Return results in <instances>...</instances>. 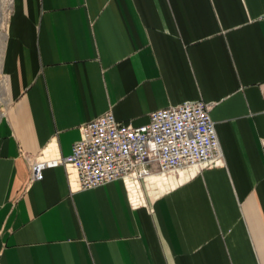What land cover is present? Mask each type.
I'll list each match as a JSON object with an SVG mask.
<instances>
[{"label": "crops", "instance_id": "obj_1", "mask_svg": "<svg viewBox=\"0 0 264 264\" xmlns=\"http://www.w3.org/2000/svg\"><path fill=\"white\" fill-rule=\"evenodd\" d=\"M1 80L0 264H264V0H11ZM198 99L223 164L146 206L61 165L30 180L107 111L137 127Z\"/></svg>", "mask_w": 264, "mask_h": 264}, {"label": "built area", "instance_id": "obj_2", "mask_svg": "<svg viewBox=\"0 0 264 264\" xmlns=\"http://www.w3.org/2000/svg\"><path fill=\"white\" fill-rule=\"evenodd\" d=\"M67 157L54 147L30 163V180L43 170L64 167L71 190L120 179L132 208L147 205L148 179L184 171L188 176L223 164L210 105L202 99L156 109L149 122L133 126L107 111L80 127ZM193 170V173L191 171Z\"/></svg>", "mask_w": 264, "mask_h": 264}, {"label": "rangeland", "instance_id": "obj_3", "mask_svg": "<svg viewBox=\"0 0 264 264\" xmlns=\"http://www.w3.org/2000/svg\"><path fill=\"white\" fill-rule=\"evenodd\" d=\"M11 0H0V117L5 109L6 99L4 97V83L1 80V57L4 46V36L6 32L7 17Z\"/></svg>", "mask_w": 264, "mask_h": 264}, {"label": "bare ground", "instance_id": "obj_4", "mask_svg": "<svg viewBox=\"0 0 264 264\" xmlns=\"http://www.w3.org/2000/svg\"><path fill=\"white\" fill-rule=\"evenodd\" d=\"M191 173H193V170ZM186 178L187 174L184 171H180L176 176H152L148 179L147 185L152 193H161L175 186L178 182H182V180Z\"/></svg>", "mask_w": 264, "mask_h": 264}]
</instances>
